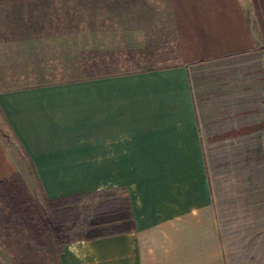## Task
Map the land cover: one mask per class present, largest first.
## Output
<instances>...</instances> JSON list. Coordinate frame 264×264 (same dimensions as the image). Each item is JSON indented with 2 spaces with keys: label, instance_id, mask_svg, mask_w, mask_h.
<instances>
[{
  "label": "crops",
  "instance_id": "obj_1",
  "mask_svg": "<svg viewBox=\"0 0 264 264\" xmlns=\"http://www.w3.org/2000/svg\"><path fill=\"white\" fill-rule=\"evenodd\" d=\"M245 5V45L188 64L8 77L0 57V264H42L32 190L119 188L132 228L69 239L57 264H264V0Z\"/></svg>",
  "mask_w": 264,
  "mask_h": 264
},
{
  "label": "rangeland",
  "instance_id": "obj_2",
  "mask_svg": "<svg viewBox=\"0 0 264 264\" xmlns=\"http://www.w3.org/2000/svg\"><path fill=\"white\" fill-rule=\"evenodd\" d=\"M230 1L0 0V57L13 71L8 77H22L30 64L38 70L53 66L55 77L66 78L75 56L80 76L188 64L245 45L246 0L237 10L225 5ZM29 38L43 49L31 52ZM7 39L14 42L5 45ZM23 198L48 239L42 264H57L60 247L45 224L60 226L63 240L84 238L94 229L111 231L117 222L95 228V217L127 205L120 188L56 201L32 190Z\"/></svg>",
  "mask_w": 264,
  "mask_h": 264
},
{
  "label": "trees",
  "instance_id": "obj_3",
  "mask_svg": "<svg viewBox=\"0 0 264 264\" xmlns=\"http://www.w3.org/2000/svg\"><path fill=\"white\" fill-rule=\"evenodd\" d=\"M116 223L111 231H106L104 229L102 230H96L92 231L90 234H88L84 239H93L97 238L106 234L116 233V232H123L130 230L133 226L132 220H131V212L128 207L125 208V210H118L113 211L109 213H101L95 217L94 227L96 228L102 223ZM49 230L56 241L58 245H62L63 242L69 241V239H64L61 237V227L54 224H49Z\"/></svg>",
  "mask_w": 264,
  "mask_h": 264
}]
</instances>
